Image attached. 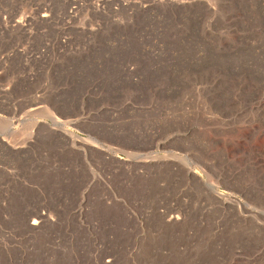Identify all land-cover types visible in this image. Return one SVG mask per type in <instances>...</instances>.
I'll return each instance as SVG.
<instances>
[{
  "label": "rangeland",
  "instance_id": "obj_1",
  "mask_svg": "<svg viewBox=\"0 0 264 264\" xmlns=\"http://www.w3.org/2000/svg\"><path fill=\"white\" fill-rule=\"evenodd\" d=\"M83 2L0 0V264H264V0Z\"/></svg>",
  "mask_w": 264,
  "mask_h": 264
},
{
  "label": "built area",
  "instance_id": "obj_2",
  "mask_svg": "<svg viewBox=\"0 0 264 264\" xmlns=\"http://www.w3.org/2000/svg\"><path fill=\"white\" fill-rule=\"evenodd\" d=\"M62 1H64V0H62ZM83 1H85L86 3H91L92 6H94L98 10H100V9H103V10L108 9V8L100 6V4L102 2H105V3H107V4H109L111 6V9H108V10L111 11V13H113L115 16L122 13L120 11V9L118 10L117 6H119V5L128 6V5H131V4H134V5L136 4L137 5V4L141 3V0H65V2L68 5L67 7H70L69 10H66L68 12V17L69 18L76 15V12H77L76 6L82 5L84 3ZM147 1H149V3H157L159 0H147ZM45 4L50 5L51 7H54L56 5V4H54V2H48V3H45ZM113 6H114V8H112ZM125 11L129 15H132V13H133V12H130L131 10H128L127 8H125ZM51 20L52 19H50L49 22L45 23V24L46 25L49 24L51 22ZM11 22H12L11 23V28L28 30V29H31L33 27L32 26L33 25V21H31L27 26L26 25L23 26V24H25L26 22L23 21L24 23H22L19 20H16V22H15V19L13 18L12 15H11ZM35 22H38V23H41V24L43 23V22H40V21H35ZM60 36H61V34L59 35V37ZM8 56L11 59V54L8 53Z\"/></svg>",
  "mask_w": 264,
  "mask_h": 264
},
{
  "label": "bare ground",
  "instance_id": "obj_3",
  "mask_svg": "<svg viewBox=\"0 0 264 264\" xmlns=\"http://www.w3.org/2000/svg\"><path fill=\"white\" fill-rule=\"evenodd\" d=\"M47 6V5H46ZM49 6V5H48ZM100 6H102V7H109L108 9H111V6L109 5V4H107V3H105V2H102L101 4H100ZM38 10H39V8H38ZM50 12H51V9H48V11H47V13H43L42 15H40V16H42L41 17V22H43V23H48L49 22V20L50 19H52V15L50 14ZM37 16V15H36ZM36 16H33L32 14H29V15H26V17L29 19V22H26L25 24H23V26L24 25H28L31 21H33V19L35 20V17ZM38 20V19H37ZM36 20V21H37ZM24 21V20H23Z\"/></svg>",
  "mask_w": 264,
  "mask_h": 264
}]
</instances>
